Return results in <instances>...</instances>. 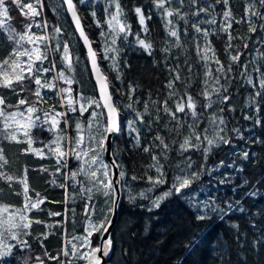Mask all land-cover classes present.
<instances>
[{
  "label": "snow or ice",
  "instance_id": "snow-or-ice-1",
  "mask_svg": "<svg viewBox=\"0 0 264 264\" xmlns=\"http://www.w3.org/2000/svg\"><path fill=\"white\" fill-rule=\"evenodd\" d=\"M87 3L88 0H79L80 5ZM60 4L67 6L66 10L71 15L75 30L87 50L91 75L95 79L93 91H98V96H86L82 87H73V85H80L81 82L76 79L75 75H69V73L75 72V65L80 63V59L73 55L69 41L61 39L65 33L60 26L51 25L52 31L49 33V20L38 19L42 18L45 12L43 0H0V30L7 34V40L14 45L8 56L0 61V90L6 89L17 97V102L13 105L8 104L6 96L0 94V123L3 125L0 135L8 142L27 144L26 148L21 149L24 154L32 153L41 158H47L50 155L56 160L57 172H60L61 169L68 170L62 173L66 181H76L78 176L83 177L78 184H73V187H79L78 195L85 200L84 234L73 236L66 242L71 246L70 249L62 248L60 253L55 256L46 249L42 256L17 255L18 251L31 253L32 246L24 237L31 235L29 229L32 223H41V221H33L27 214L33 209H39L40 205L44 203L39 193L36 194V200H32L29 196L30 189L27 181V169H25L24 176L18 180L23 189V207L13 208L10 205L0 204V262L13 264L16 261L18 264H31L34 261L35 264H45L47 259L55 261L56 264H79L80 261H83L84 264H110L113 262V255L118 250L120 257L113 264H129L132 252L130 245L117 249L115 237L110 231L120 204L118 192L126 189V172L123 165L118 164L116 159L122 149L119 144L113 147V142L114 138L122 137L125 132L129 136L135 132L133 147L140 148L141 127H146L148 133H151L154 127L156 129L151 145L143 147L145 153H151L152 162L147 165L143 176L133 175L131 180L137 181L146 178L149 186L135 195L128 187L127 200L130 205H135L148 213L142 230L144 234H151L153 221L158 219L156 213L165 202L172 198L179 199L184 203L193 212L197 223L212 220L214 217L223 220L228 212L237 208L242 213L248 211L242 205V200L244 197L258 196L261 191L260 186H264V178H259L256 184L248 187L240 199L230 198L223 205L217 197L211 195V191L205 198L197 199L194 195L196 191L194 185H198L200 191L204 192L208 185L204 183L202 177L206 175L211 178L210 182L218 180L221 185L231 184L230 175L222 174L218 178L213 176V173H219L222 167L234 169L237 173L243 172L245 164L255 159V153L250 151L249 145H264V138L253 136L251 132L246 136L245 132H248V129L235 126L229 129L224 116L218 114L223 113L226 109L234 111L230 106L231 97L227 95L228 86L221 84L220 80L221 77L229 76L233 71L232 64L239 65L243 55L239 50L233 54L231 50L238 47L233 44V41L242 40L243 48L249 49L252 34L258 31L264 32V0H246L242 20L235 19L230 0H215V4L209 3L208 0H151L153 8L158 11L164 21V29L167 37L170 38L165 39V47L160 49L165 54L166 61L173 48L183 47L179 28V22H182L185 37L189 35V29H192L196 34L193 36V39L197 40L196 53L199 59L204 62V67L208 69L209 61H214L217 65L216 71L220 75L212 77L215 86L211 91L208 90V77L212 75L211 70L208 69L205 72V88L200 94L204 100L202 107L205 112L211 109L214 104L222 105L218 113L213 112L207 122L211 127V134H209V127H201L200 118L204 112L197 111L200 102L187 91L190 83L182 78L179 61L175 67H168L172 78L165 85L168 93L162 104L149 99L143 102L141 111L136 107L140 103V100L134 95L137 87L129 84L127 92L124 91L122 87L123 69L119 60L123 49L118 46V41L127 42L128 37L133 33L120 0H107L106 2L103 24L107 26V31L104 30L95 10H92L90 15L96 27L101 29L100 36L104 40L101 49L103 59L110 62L109 67L116 73V80L120 82L121 87H117L109 81L102 71L98 53L93 48L92 41L82 25L77 4L74 3V0H60V3L52 6L53 13L59 15L57 9L60 8ZM221 4L224 6V10L219 32L227 35L224 50L231 61L226 69L216 56L215 49L208 39L209 35L216 34V31L213 30L210 33L208 29L202 27L203 24H217L216 16L212 13L216 10L215 5ZM133 11L140 25V31L148 34L147 21L152 19V15H146L143 6H134ZM14 12H18L19 15L14 17L12 15ZM19 17L24 18L20 21L23 24V32L17 31L10 23L14 19L19 20ZM242 22L248 24L249 35L234 36L233 24ZM33 27L42 29L44 34L32 32ZM135 36L138 47L142 48L149 56H153L154 45L148 36L140 38L139 33H136ZM200 36L204 40L203 46L198 42ZM50 41L54 42L53 46L49 45ZM260 43L264 44V39L260 40ZM209 52L211 56H209ZM57 54L59 55L58 61L55 59ZM251 63L255 65L251 72L257 73L255 81L251 73L247 71L248 64L244 65L245 71L241 75L245 77V82L253 88H256L258 82L259 90L248 97L245 108L251 110L249 106L254 105L257 113L264 114V109L260 107L261 101H264V70L261 65L256 64V61ZM59 65H63V67H59ZM124 66L129 67L127 61L124 62ZM189 72H191L190 65ZM51 73L54 75L49 79L46 74ZM178 82L185 85L183 92L176 87ZM62 84L67 87L61 86ZM52 92L55 93V99L58 100L59 108L62 109L60 111L57 110L55 103L48 104V101L53 99L50 94ZM118 93L122 96L127 95V104L122 105L116 99ZM213 95L216 96L215 100L212 98ZM169 102L173 106L170 107ZM44 105H48L47 108L43 107ZM121 107L126 110V113L121 112ZM6 108L15 110L9 112L6 111ZM153 109L155 115H153ZM125 114L131 117L127 121L124 120ZM165 116L167 120L164 119ZM243 119L245 121L254 120L253 129L256 127L264 129V119L261 118V115L245 114ZM138 124L141 127H137ZM161 125L170 135L174 134L175 137L182 138L178 142V148H173V145L177 144L175 138L170 143L166 142L165 136L160 131ZM185 129L187 130L186 135L184 134ZM45 133L49 134L51 139L47 141L41 139L40 137ZM233 140L236 141L235 145ZM156 141L159 143H155ZM37 143H40L42 147L33 146ZM241 143L243 147H241ZM222 145L231 149L229 154L234 159L227 164L221 159L214 167H209V157L213 154L214 149H220ZM152 148L159 149V152H152ZM173 151L181 158L175 163L169 155ZM193 151L200 152L202 155V162L198 167L190 154ZM3 153L4 149L0 147V161L7 164ZM105 154L113 157L110 163L105 162ZM73 160L76 161L74 170L71 168ZM3 164H0V167H3ZM114 168L120 169L118 178H114L115 174L112 172ZM194 168L196 170H193ZM40 171L46 172L47 168H41ZM150 171H154L155 175H150ZM169 172H172L171 178H169ZM0 179L11 182L15 178L0 172ZM249 184L250 181L244 179L241 183L233 185V191L243 189ZM165 185L167 187L163 191H160L158 195H153ZM9 186L11 187V184ZM59 186L67 191L65 184ZM97 194L104 198V207H99L94 201ZM16 195H21V193H16ZM137 201H147L148 203L138 204ZM97 214L102 217L99 221L93 219ZM51 215L60 214L51 213ZM262 216H264V211H262ZM183 224L184 222L181 221V226ZM134 227L135 225L130 224L122 230V235L127 236L129 241L141 235V232L133 230ZM233 227L238 228V225H233ZM173 228H178V226L174 223L165 226L160 235L166 236ZM94 234H98L100 237V243L96 246H93L92 243ZM239 235L237 233V238ZM8 240L15 241V243H9ZM203 242V234L199 230L193 231L189 228L183 249L187 255H192ZM157 243L160 241L158 240ZM43 247L41 242V248ZM253 248H264V231H261L253 240ZM61 256L67 259L63 260L60 258ZM185 259L186 256L181 257L179 264H183ZM226 264H231V261H227ZM240 264H245V262L242 260Z\"/></svg>",
  "mask_w": 264,
  "mask_h": 264
},
{
  "label": "trees",
  "instance_id": "trees-1",
  "mask_svg": "<svg viewBox=\"0 0 264 264\" xmlns=\"http://www.w3.org/2000/svg\"><path fill=\"white\" fill-rule=\"evenodd\" d=\"M43 2L45 4V12L43 17L38 19L42 20L46 18L49 20V33L52 31L51 25L55 24L60 26L65 33L61 39L69 41L73 55L78 56L80 59V63L75 65V72L69 73V75H75L76 79L81 82L80 85H73V87H82L86 96H98L97 92L93 91L95 85L92 80L84 48L74 31L71 20L65 10V6L60 4V8L57 9L59 15H57L53 13L52 6L60 3V0H43ZM106 2L107 0H88L86 5H80L79 0H74V3L77 4L78 14L81 17L84 30L92 41L93 48L98 53V61L102 71L108 77L109 81L117 87H121L120 82L116 80V73L109 67L110 62L103 59V52L101 49L104 40L100 36L101 29L96 27L90 15V12L95 10L104 30L107 31V26L103 24ZM120 2L125 9L133 33V35L128 37L127 42L123 40L118 41V46L123 49L119 60L121 68L123 69L122 87L124 91L127 92L129 84L137 87V91L134 95L140 100V103L137 104L136 107L141 111L143 110V102L146 100L150 99L151 101H157L162 104L168 93V89L165 85L168 83L169 79L172 78V74L169 73L168 67H175L177 61H179L180 74L186 82L190 83L187 91L200 102V107H198L197 111L204 112V115L200 118L201 127H209V134H211V127L207 122L211 114L213 112L218 113L222 105L214 104L211 109L205 112L202 107L204 100L200 94L205 88V72L210 69L212 74L211 77H208L209 91L215 86L212 77L219 76L220 73L216 71L217 65L214 61H209L208 69H206L204 67V62L197 56V40L193 39V36L196 35L194 31L189 29V35L185 37L183 23L179 22L180 39L183 47L173 48L169 59L166 61L164 59L165 54L162 53L160 49L165 47V39L170 38L167 37L164 29V21L158 11L153 8L151 0H120ZM208 2L215 4V0H208ZM230 5L235 19L242 20L244 18L246 0H230ZM134 6H143L145 14L152 15V19L147 21L149 28L148 34L140 31V25L133 11ZM215 9V12L212 14L216 16L217 24H203L202 27L208 29L210 33H212L213 30L216 31V34H210L208 39L215 49L216 56L226 69L231 63L229 56L224 50L227 43V35L219 32L224 6L222 4L215 5ZM112 10H115L114 7ZM185 10L187 11L188 9ZM12 15L17 17L19 14L18 12H14ZM207 18L210 19L211 17ZM23 19V17H19V20L14 19L10 23L17 31L23 32V24L20 23ZM253 19L255 20L256 18L254 17ZM257 22L259 23V21ZM31 31L37 34H44L42 29L36 27H33ZM232 32L234 36H247L249 35L248 24L246 22L240 24L234 23ZM136 33H139L140 38H144L146 35L148 36L154 45L153 56H149L142 48L138 47L136 44ZM6 35L7 34L3 30H0V61L7 57L14 47L13 43L7 40ZM262 39H264V32L258 31L252 34L251 46L249 49L243 48L244 42L242 40L233 41V44L238 46L231 50L233 54L239 50L243 55L239 65L232 64L233 71L228 77H221L220 83L228 86L227 95L231 97L230 106L234 111H227L226 109L223 113L218 114L224 116L228 122L229 129L234 126L241 127L242 129H248V132H245L246 136L251 132L253 136L264 138V129L260 127L253 129L254 120L245 121L243 119L245 114L261 115V118L264 119V114L257 113L254 105L249 106L251 110L245 108L248 97L254 94L256 90H259L258 82L256 88H253L245 82V77L241 75V73L245 71L244 65L248 64L247 71L251 73L255 81L257 73L251 72L252 67L255 66L251 63L252 61H256V64L261 65L262 70H264V44L260 43ZM172 42L174 43L175 41L173 40ZM198 42L203 46L204 40L202 36L199 37ZM49 45L53 46L54 42L50 41ZM209 56H211L210 52ZM55 59L57 61L59 60L58 54L55 56ZM125 61H127L129 67L124 66ZM189 65L191 66V72H189ZM59 67H63V65H59ZM46 75L51 79L54 73ZM61 86L67 87V85L63 84ZM33 87L35 86L33 85ZM176 87L183 92L185 85L178 82ZM0 94L6 96L8 104H16L17 97L8 90H0ZM50 94L53 96V99L49 100L48 104L55 103L57 105V110H62L59 108L58 100L55 99V93L52 92ZM212 98L215 100L216 96L213 95ZM116 99L119 100L122 105L128 103L127 95L122 96L118 93ZM47 106L48 105H44L43 107L47 108ZM169 106H173L171 102H169ZM260 107L264 109V101H261ZM14 110L13 108H6V111L9 112ZM121 112L126 113V110L121 107ZM153 115H155L154 109ZM161 115H163V113H161ZM129 118H131L129 115H124L125 121ZM164 119L167 120V117L165 116ZM2 127L3 125L0 123V129H2ZM137 127L141 126L138 124ZM160 131L161 134L165 136L166 142L170 143L171 140L175 138L177 144L173 145V148H178V142L182 139L181 137H175L174 134L170 135L163 129L162 125L160 126ZM155 134V127L151 133H148L146 127H141L140 148L133 147L135 143L134 137L136 136L135 132H133L131 136L125 132L122 137L114 138L113 142V147L119 144L122 149L116 159L118 164L123 165L124 171L126 172V189L121 191L118 220L112 234L115 237L117 249L130 245L132 252L129 257V264H179L180 258L183 256H186L183 264H226L227 261H231V264H240L242 260L245 264H264V248H253V240L261 231H264V216H262V211H264V186H260L261 191L258 196L244 197L242 200V205L248 211L242 213L238 208L233 209L231 212H228L223 220L214 217L212 220H205L197 223L195 222L193 212L179 199L172 198L170 201L165 202L158 213H156L158 219L153 221L151 234H144L142 232L147 221L148 213L128 203L127 188L130 187L135 195L149 186L146 178L132 181L131 177L133 175L138 177L143 176L147 165L152 162L151 153H145L143 147L151 145L152 137H154ZM184 134H187L186 129L184 130ZM229 135H231V133H229ZM40 138L47 141L51 139V136L45 133ZM21 139H23V137H21ZM155 143L158 144L159 141ZM233 144H236L235 140H233ZM33 146L36 148L42 147L40 143L34 144ZM0 147L4 149L3 154L7 160V164H3V162L0 161V164H3V167H0V172L15 178L11 182L0 179V204L10 205L13 208L23 207V189L18 180L24 176L25 169H27V181L30 189L29 196L32 200H36V194L39 193L40 198L44 200V203L40 205L39 209H33L27 214L31 220L41 221V223H32L29 229L31 235L24 237L32 246V251L31 253L27 251L21 253L18 251L17 255L24 256L30 254L33 256H42L46 249L51 255L55 256L60 253L62 248L67 247L70 249L71 246L66 242L71 240L73 236L84 234L85 200L78 195L79 187H73V184H78L83 177L78 176L76 181H66L62 173L68 170L61 169L60 172H57L56 160L50 155L47 158H41L32 153L24 154L21 152V149L26 148L27 144L8 142L3 139L2 135H0ZM241 147H243L242 143ZM249 149L251 152L255 153V159L245 164L243 172L237 173L234 169L222 167L219 173H213V176L218 178L221 177L222 174L230 175L232 178L231 184L221 185L218 183V180H211L210 182L211 178L206 175L202 177L204 183L208 185L204 192L200 191L198 185H194L196 189L194 195L196 198L203 199L207 193L211 191V195L217 197L223 205L224 202L230 198L233 200L240 199L244 195V192L248 190V187L252 184H256L259 178H264V145H249ZM45 152H47L46 149ZM152 152H159V149L152 148ZM230 152L231 149L224 145H222L220 149H214L213 154L209 157L208 166L214 167L221 159H223L226 164L231 163L234 157L229 154ZM190 154L198 167L202 162L201 153L193 151ZM169 155L173 163L181 159L176 155L175 151ZM75 167L76 161L73 160L71 168L74 170ZM41 168H47V171H40ZM193 170L196 169L194 168ZM149 174L154 176L155 172L150 171ZM171 176L172 172H169V178H171ZM244 179H248L250 184L234 192L233 185L241 183ZM9 184H11V187ZM61 184L67 186V191L65 188L59 186ZM166 187L167 185L162 186V188L158 189L153 195H158L159 192L163 191ZM16 193H21V195H16ZM103 199L104 198L99 194L94 197V201L99 207H104ZM137 203L147 204L148 202L137 201ZM51 213H59L60 215H51ZM93 219L99 221L102 217L97 214ZM181 221L184 222L183 226H181ZM172 223L176 224L178 228H173L166 236L160 235L165 226ZM130 224L135 225L133 228L134 231L141 232V235L137 236L132 241H129L127 236L122 235V230ZM233 225H238V228H234ZM253 225H255V227H253ZM189 228L193 231L199 230L204 238V242L192 255H187L183 249V243L189 234ZM237 233L240 234L238 238ZM98 240L99 235L94 234L92 240L93 246L98 244ZM158 240L160 243H157ZM8 242L15 243V241L11 240H8ZM41 242L44 245L43 248H41ZM73 242L75 243V241ZM119 257L120 253L117 250L113 255V262L119 259ZM60 258L63 260L67 259L63 256ZM113 262H110V264H113ZM0 264H2V262H0ZM13 264H18V262L14 261ZM31 264H35V262L32 261ZM45 264H56V262L46 259ZM79 264H84V262L80 261Z\"/></svg>",
  "mask_w": 264,
  "mask_h": 264
},
{
  "label": "water",
  "instance_id": "water-1",
  "mask_svg": "<svg viewBox=\"0 0 264 264\" xmlns=\"http://www.w3.org/2000/svg\"><path fill=\"white\" fill-rule=\"evenodd\" d=\"M64 6H65V10H66V9H67V6H66V5H64ZM66 12H67V10H66ZM67 14H68V16H69V18H70V20H71V23H72V25H73L74 31H75V33H76L78 39L80 40V42H81V44H82V46H83V48H84V51H85L86 57H87V50H86V48H85V46H84V44H83V41L79 38V34H78V32H76V30H75V25H74L73 22H72L71 15H70L68 12H67ZM87 61H88V60H87ZM88 66H89L90 73H91V67H90V64H89V63H88ZM91 76H92V75H91ZM92 80H93V83H94V85H95V79H94L93 77H92ZM96 92H97V95H98V91H96ZM104 159H105V162L110 163L111 160L113 159V157L110 156L109 154H105ZM112 172L115 174L114 178H118L119 169L114 168V169H112ZM118 195H119V197H120V199H121V191L118 192ZM118 211H119V205H118L117 213H116V215H115L114 218H113V227L110 229L111 232L113 231V229H114V227H115V225H116V223H117V220H118ZM99 243H100V237H99V240H98V244H99Z\"/></svg>",
  "mask_w": 264,
  "mask_h": 264
}]
</instances>
